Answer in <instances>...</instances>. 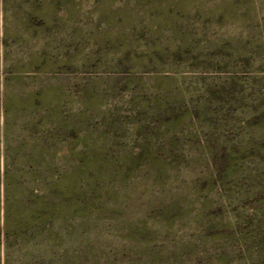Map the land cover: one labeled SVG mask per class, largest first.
<instances>
[{
	"label": "rangeland",
	"instance_id": "obj_1",
	"mask_svg": "<svg viewBox=\"0 0 264 264\" xmlns=\"http://www.w3.org/2000/svg\"><path fill=\"white\" fill-rule=\"evenodd\" d=\"M0 264H264V0H0Z\"/></svg>",
	"mask_w": 264,
	"mask_h": 264
},
{
	"label": "trees",
	"instance_id": "obj_2",
	"mask_svg": "<svg viewBox=\"0 0 264 264\" xmlns=\"http://www.w3.org/2000/svg\"><path fill=\"white\" fill-rule=\"evenodd\" d=\"M7 172V171H6Z\"/></svg>",
	"mask_w": 264,
	"mask_h": 264
}]
</instances>
